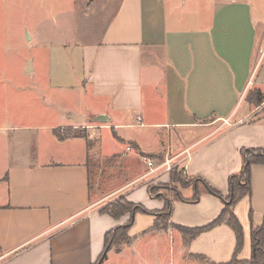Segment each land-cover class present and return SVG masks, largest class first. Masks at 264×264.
<instances>
[{"label":"crops","instance_id":"1","mask_svg":"<svg viewBox=\"0 0 264 264\" xmlns=\"http://www.w3.org/2000/svg\"><path fill=\"white\" fill-rule=\"evenodd\" d=\"M72 1L75 18L63 37L37 45L41 64L29 58L30 72L42 68L46 79L35 81L34 89L43 100L42 116L9 127L11 143L17 129L33 135L0 153V264H95L105 233L127 218L99 211L113 195L149 211L162 210L168 200V221L180 232L155 228L148 214L150 224L129 234L125 250L142 243L159 255L164 240V254L177 260L248 259L251 229L264 215V163L251 164L250 192L233 206L242 228L235 252V233L226 222L192 238L185 233L213 222L222 199L198 186L192 201V185L178 188L181 199L149 193L148 183L168 181L169 171L93 194L82 133L89 139L98 130H116L124 143L119 150L131 163L144 156L169 160L226 195L229 176L241 170V151H264V0H195L190 13L179 9L186 0ZM98 115L106 120H95ZM62 127L76 136L62 137ZM109 144L118 157V147ZM108 252L101 264L115 256L129 262L121 251Z\"/></svg>","mask_w":264,"mask_h":264},{"label":"rangeland","instance_id":"2","mask_svg":"<svg viewBox=\"0 0 264 264\" xmlns=\"http://www.w3.org/2000/svg\"><path fill=\"white\" fill-rule=\"evenodd\" d=\"M194 1L186 0L179 9L183 13H190L195 7ZM72 5V0H0V153L14 142L19 141L25 144L29 140V135H33L31 134L33 130L17 129L14 131L17 137L11 143L8 139L9 136L11 137L12 131L8 128L17 124H30L40 119L38 111L39 106L43 105V100L34 93L35 81H45L46 79H44L42 68L37 69V72L36 70L30 72L29 58L34 59L37 65L43 62V48H39L37 45L45 42L48 36L52 37V42H58L63 37L61 31H64L65 27L69 28L70 19L75 18V13L70 12ZM35 34H37V39H30ZM26 66L29 69L25 70ZM261 110L264 113V107ZM65 129L62 127L58 131L62 134ZM115 132L116 130L111 128L101 129L92 134L89 139H87V134L82 133V136L87 140V150H89L88 166L93 194L100 196L106 194L121 185L124 179L145 175L147 172L146 164L142 159L133 160L131 163L126 158L128 156L121 154L124 143L116 137ZM99 141L100 143H98ZM110 141L118 147V150L121 148L119 151L117 150L118 157L111 156L110 147L107 146ZM180 179L186 182L190 178L184 179L181 176ZM149 187H153V192L160 193L162 198L168 199L175 198L181 184L170 180L169 175L168 181L150 182L148 183ZM111 197L112 200L107 204L126 199L123 195ZM133 209L132 207L131 212ZM158 211H154L157 215L152 214L156 218ZM126 214L127 218L120 226L128 223L131 214L130 212ZM149 222L148 214L135 212L133 224L128 229V236L129 234H139L147 224H150ZM158 224V227L164 230L179 232L169 223L167 216H159ZM129 243L110 249L115 253L121 251L122 257L129 258V262H125V258L121 259L115 256L105 264H200L192 258H185L187 260L182 261L177 260L172 254H164V240H161L163 252L159 255L153 254L150 247H145V244L142 243L137 244L130 251L125 250V246ZM117 247H119L118 251L115 250ZM146 248L149 249L146 250ZM108 253L106 252L105 259Z\"/></svg>","mask_w":264,"mask_h":264},{"label":"trees","instance_id":"3","mask_svg":"<svg viewBox=\"0 0 264 264\" xmlns=\"http://www.w3.org/2000/svg\"><path fill=\"white\" fill-rule=\"evenodd\" d=\"M255 102L256 104H259L261 102L258 98V94H256ZM61 135L62 137H72V136H76V133L73 129L67 128L64 130V132ZM57 136L61 137L58 132H57ZM241 156H242L241 170L239 171V173L229 176L228 193L224 196L217 189L206 184L204 181H202L199 178H190L189 181H186V182L182 181L180 179L181 176H183L184 179L189 178V177L184 175L182 171L179 170L175 166L170 169V172H169L170 180L179 182L181 184V187H187L190 185L195 186V189H196L195 193L190 200L192 201L197 200L199 196V191L197 190V187L201 186L203 187L204 191H206L209 194L219 197L220 199L223 200L225 204L220 215L209 225L202 227V228L194 229V230L186 229L185 233L188 234V237L192 238L203 230L209 229L222 222H226L233 229L235 233V238H236L235 252L240 247L241 240H242V228L237 218L234 215L233 206L235 205V203L241 196L249 194L250 192V178H249L250 166L253 163H258V162L264 163V151L260 148L244 149L241 151ZM149 158H152V157L149 156ZM153 189H154L153 187L148 188V191L152 196H155L156 198L163 197L160 195V193L153 192ZM175 198L181 199L180 194L176 193ZM165 203L166 204L164 208L158 211V217L157 218L155 217L154 219L153 226L155 228H158L159 226L158 224L159 216L164 215V216H167V218L169 216L170 204L168 200ZM132 207L134 209L131 212ZM99 211L101 213H106L116 219L120 218L121 216L129 212L131 215H130V219L128 223L121 225V226L119 225L105 233L103 250L95 264H99L101 261H103L105 259L106 252H108L112 247H116L121 244H127L131 242L132 238L128 236V229L133 224V215L135 212L155 214L154 211H149L145 209L144 207H142L141 205L133 204L132 202L127 201L126 199H121L115 203L106 204ZM250 239H251V253L248 259L240 260V259H237L235 256H233L228 262L219 263V264H264V215H263L261 223L258 226L251 229ZM115 250L118 251L119 247H117ZM210 264H215V263H210Z\"/></svg>","mask_w":264,"mask_h":264},{"label":"built area","instance_id":"4","mask_svg":"<svg viewBox=\"0 0 264 264\" xmlns=\"http://www.w3.org/2000/svg\"><path fill=\"white\" fill-rule=\"evenodd\" d=\"M260 54H264V43L260 47ZM137 120L139 121L140 118L137 117ZM142 159L147 167V172L143 176L150 175L153 173L159 174V172H167L172 168V166L168 164L169 160L156 161L146 156L142 157Z\"/></svg>","mask_w":264,"mask_h":264},{"label":"water","instance_id":"5","mask_svg":"<svg viewBox=\"0 0 264 264\" xmlns=\"http://www.w3.org/2000/svg\"><path fill=\"white\" fill-rule=\"evenodd\" d=\"M95 120H97V121H105L106 117L103 116V115H98V116L95 117Z\"/></svg>","mask_w":264,"mask_h":264}]
</instances>
